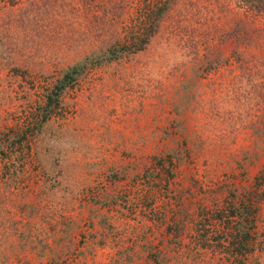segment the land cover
<instances>
[{"label":"rangeland","instance_id":"374dc122","mask_svg":"<svg viewBox=\"0 0 264 264\" xmlns=\"http://www.w3.org/2000/svg\"><path fill=\"white\" fill-rule=\"evenodd\" d=\"M0 264H264V0H0Z\"/></svg>","mask_w":264,"mask_h":264},{"label":"trees","instance_id":"16d2710c","mask_svg":"<svg viewBox=\"0 0 264 264\" xmlns=\"http://www.w3.org/2000/svg\"><path fill=\"white\" fill-rule=\"evenodd\" d=\"M104 60L105 59L99 60V63H101ZM78 69H79V66L75 65L66 71L64 77L57 83L55 91H54V95L52 96V98L58 96V94L61 91H63L65 87L68 86V84H70L75 79V77L78 75Z\"/></svg>","mask_w":264,"mask_h":264}]
</instances>
